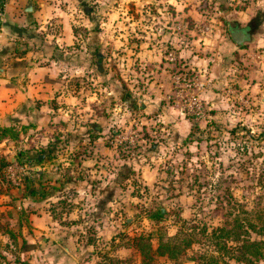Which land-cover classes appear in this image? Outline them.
Returning <instances> with one entry per match:
<instances>
[{"label": "rangeland", "instance_id": "1", "mask_svg": "<svg viewBox=\"0 0 264 264\" xmlns=\"http://www.w3.org/2000/svg\"><path fill=\"white\" fill-rule=\"evenodd\" d=\"M66 11L77 38L58 52L51 120L12 125L20 136L0 142V206L13 205L0 207V264H22V231L44 209L81 223L66 229L77 254L56 264L220 254L204 227L233 222V203L264 209V0H75ZM246 26L251 39L239 45L231 29ZM192 225L200 242L177 258L143 259L140 234L155 249Z\"/></svg>", "mask_w": 264, "mask_h": 264}, {"label": "crops", "instance_id": "2", "mask_svg": "<svg viewBox=\"0 0 264 264\" xmlns=\"http://www.w3.org/2000/svg\"><path fill=\"white\" fill-rule=\"evenodd\" d=\"M74 1L3 0L0 25V125L30 124L29 128H32L38 124L39 128L51 120L50 113L51 110L55 112V108L49 106V100L60 97L56 93L54 73L58 71V66L66 62L58 52L71 46L77 38L66 11L67 3L70 5ZM0 148L3 149L2 146ZM45 156V153L39 154L42 162H45ZM10 159L13 160V156ZM15 192H19L18 188ZM104 192L102 188L100 195H104ZM1 196L8 197L9 194ZM1 205L2 211L13 209L10 202ZM29 219L30 229L26 234L24 230H17L18 234L23 232L27 243L20 254V259L26 264H44L46 259H52L56 264V259L70 260L77 254L80 241L76 235L66 234V229L80 225V220L65 225L45 209L38 214L30 213Z\"/></svg>", "mask_w": 264, "mask_h": 264}, {"label": "trees", "instance_id": "3", "mask_svg": "<svg viewBox=\"0 0 264 264\" xmlns=\"http://www.w3.org/2000/svg\"><path fill=\"white\" fill-rule=\"evenodd\" d=\"M2 6L3 0H0V9H3ZM15 129L13 126L0 125V142L8 137L18 138L22 130ZM0 160L2 165L9 163L6 157ZM263 210L260 205L248 209L244 206L239 208L236 203L230 204L229 210H227L225 215L233 216V222L226 221L224 224L212 228L211 231H208V227H204L203 230V236L207 238L209 244L213 243L216 247L215 251H220V254L217 255L210 251L205 252L200 256L201 260L198 261V264H229L227 259H224V255L228 256V259L243 261L246 264H253L264 259ZM163 214L164 212L159 208L154 216L162 219ZM195 228L197 226L192 225L190 231L181 230L175 236L160 235L158 238L159 245L155 249L152 245L151 234H140L135 238V242L146 262L149 259H153L154 254L166 255L168 258H177L186 248L192 247L195 242H200ZM180 234H185V236L180 237ZM230 243H234V245ZM192 260L197 261L195 257ZM21 262L22 264H26L25 261ZM95 264H103V262L97 261Z\"/></svg>", "mask_w": 264, "mask_h": 264}, {"label": "water", "instance_id": "4", "mask_svg": "<svg viewBox=\"0 0 264 264\" xmlns=\"http://www.w3.org/2000/svg\"><path fill=\"white\" fill-rule=\"evenodd\" d=\"M231 36L232 39L237 43V44H242L246 40L251 39V28L250 26H246L243 28H232L231 29ZM18 191L16 194L20 195L22 192L21 188H18Z\"/></svg>", "mask_w": 264, "mask_h": 264}, {"label": "built area", "instance_id": "5", "mask_svg": "<svg viewBox=\"0 0 264 264\" xmlns=\"http://www.w3.org/2000/svg\"><path fill=\"white\" fill-rule=\"evenodd\" d=\"M1 19H2V9H0V25H1ZM11 169L8 168V170L6 171L7 175L10 174Z\"/></svg>", "mask_w": 264, "mask_h": 264}]
</instances>
